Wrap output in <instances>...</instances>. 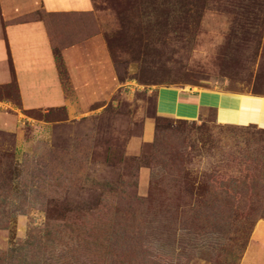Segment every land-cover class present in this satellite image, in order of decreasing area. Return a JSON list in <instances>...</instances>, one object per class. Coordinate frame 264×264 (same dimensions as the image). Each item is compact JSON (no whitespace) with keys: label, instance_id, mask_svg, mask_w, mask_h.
Instances as JSON below:
<instances>
[{"label":"rangeland","instance_id":"rangeland-1","mask_svg":"<svg viewBox=\"0 0 264 264\" xmlns=\"http://www.w3.org/2000/svg\"><path fill=\"white\" fill-rule=\"evenodd\" d=\"M93 3L13 21L45 22L65 103L25 110L15 80L0 88V111L24 109L0 130V264H240L264 220V128L158 100L264 96V0Z\"/></svg>","mask_w":264,"mask_h":264},{"label":"crops","instance_id":"crops-1","mask_svg":"<svg viewBox=\"0 0 264 264\" xmlns=\"http://www.w3.org/2000/svg\"><path fill=\"white\" fill-rule=\"evenodd\" d=\"M37 8L55 15L91 13L94 3L93 0H0V88L12 84L15 80L25 110L47 109L65 103V88L59 77L51 37L45 22H13L30 15ZM64 56L69 65L76 67L80 63L76 47L67 51ZM173 92L174 95H170V99L169 95L164 93L159 95L160 115L196 120L203 110L211 108L215 110L217 121L222 125L264 128V96L231 95L222 92L218 94V101L221 103L212 105L202 101L201 94L210 95L208 90L195 94L190 91L185 95L176 90ZM224 97H233L237 103L229 101V105L224 102ZM167 102L173 107H160L162 103ZM220 105L235 110L237 117L234 116V124V121L225 123L219 120ZM22 110L16 109L15 115L11 117L0 111V130H19V124L23 121V115L20 113ZM240 264H264V220L256 222Z\"/></svg>","mask_w":264,"mask_h":264},{"label":"trees","instance_id":"trees-1","mask_svg":"<svg viewBox=\"0 0 264 264\" xmlns=\"http://www.w3.org/2000/svg\"><path fill=\"white\" fill-rule=\"evenodd\" d=\"M247 127H251V126H247ZM255 127V126H254ZM254 127H251V128H254ZM256 128V127H255Z\"/></svg>","mask_w":264,"mask_h":264}]
</instances>
